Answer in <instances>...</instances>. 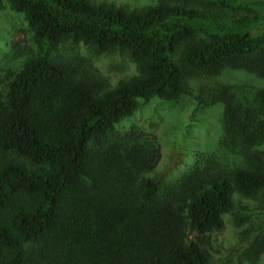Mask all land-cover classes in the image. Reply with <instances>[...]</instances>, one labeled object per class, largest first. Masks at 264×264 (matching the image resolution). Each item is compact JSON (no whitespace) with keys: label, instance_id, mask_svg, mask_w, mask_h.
Segmentation results:
<instances>
[{"label":"trees","instance_id":"1","mask_svg":"<svg viewBox=\"0 0 264 264\" xmlns=\"http://www.w3.org/2000/svg\"><path fill=\"white\" fill-rule=\"evenodd\" d=\"M5 1L38 47L0 88V264H210L213 233L234 198L264 189V149L256 148L264 121L222 86L219 143L234 159L199 154L166 183L147 175L160 157L157 138L115 125L139 99L180 98L189 72L243 69L264 80V0L140 9ZM66 39L121 48L137 73L112 84L80 56L55 53ZM263 250L259 236L247 258Z\"/></svg>","mask_w":264,"mask_h":264},{"label":"rangeland","instance_id":"2","mask_svg":"<svg viewBox=\"0 0 264 264\" xmlns=\"http://www.w3.org/2000/svg\"><path fill=\"white\" fill-rule=\"evenodd\" d=\"M130 9H140L170 0H92ZM30 27L22 13L12 10L5 0L0 3V88L36 51ZM55 53L76 54L98 76L115 84L134 76V62L121 48L97 51L78 40L66 39L55 46ZM175 58H178L177 53ZM227 87L234 103L250 108L258 121H264V80L243 69L224 68L213 75L189 72L180 98L139 99L129 116L116 123L123 131L136 126L153 134L159 143L160 157L148 176L162 183L174 181L199 154L214 156L230 164L234 154L220 145L223 106L218 99ZM264 149V140L256 145ZM241 218L236 223L234 218ZM223 226L212 237L210 264H264V250L251 262L246 255L250 245L264 236V189L253 197L236 196L231 210L223 214Z\"/></svg>","mask_w":264,"mask_h":264}]
</instances>
